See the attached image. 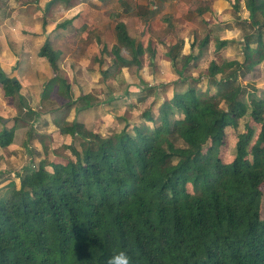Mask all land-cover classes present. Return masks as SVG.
<instances>
[{
    "label": "trees",
    "instance_id": "trees-1",
    "mask_svg": "<svg viewBox=\"0 0 264 264\" xmlns=\"http://www.w3.org/2000/svg\"><path fill=\"white\" fill-rule=\"evenodd\" d=\"M245 6L254 30L244 38V58L212 60L204 91L183 73L197 59L194 45L180 58L177 42L165 54L178 75L170 98L147 84L109 97L111 125L121 127L113 133L88 130L76 118L61 120L60 133L70 137L64 154L31 163L16 174L18 186L0 189V264H107L119 250L132 264H264V99L252 82L238 80L264 60V0H245ZM114 34L116 42L101 50L112 57L105 77L118 66L138 68L144 53L124 22L115 24ZM207 44L206 36L200 51ZM225 45L217 41L215 49ZM39 56L57 72L59 53L49 41ZM56 78L67 92L66 112L76 116L96 105L88 94L73 100L65 79ZM0 85L6 97L19 95L20 84L1 68ZM150 96L147 109L129 122L136 103ZM1 118L4 148L25 118L19 113L11 127ZM242 118L248 123L236 135L234 158L223 163L225 129H236Z\"/></svg>",
    "mask_w": 264,
    "mask_h": 264
},
{
    "label": "rangeland",
    "instance_id": "rangeland-1",
    "mask_svg": "<svg viewBox=\"0 0 264 264\" xmlns=\"http://www.w3.org/2000/svg\"><path fill=\"white\" fill-rule=\"evenodd\" d=\"M127 1L134 8L133 14H136L137 16L145 11L146 7L142 8V6H147L148 2V0H142V2L141 0ZM149 1L157 3L159 7H163V13H172L173 10H175L173 15H171L174 17L178 16L179 20L175 22V25L173 24L174 27L171 32L167 31L170 29V21L168 23L163 20H159V16L148 15L149 19L143 20L144 22L137 18V16L135 17L132 15L130 18L124 17V14L120 13L121 6L117 0H99L98 2L94 0V3L85 2V0L83 1L85 6L91 7L92 9V14L90 15V19L88 21V30L91 28L93 30L88 31L89 39L95 40V38L98 37L101 42L100 44L111 46L114 42H116L114 34L115 24L117 22H125L129 36L133 38L136 43H140L145 49L143 53L144 55L139 58L140 66L138 68H122L118 66L110 73L109 76L105 77L102 73L111 65L112 57L109 56V54H105L102 56L99 55V58H97L93 52H91V55H88L87 52H85L83 55L85 57L81 58V64L72 68V73L68 71L67 76L71 79L70 90L73 100L79 96L88 94L93 103L96 104L95 106H91L89 110L83 111L80 114V119H78V121L88 130L99 132L101 134H108L115 131L117 132L121 128L117 124L111 125L115 122V115L112 110L114 105H106L105 102L109 97L116 98L117 96H121L127 89L133 92H139L140 89L147 84L152 87L155 92L163 93L162 95L165 98H170L173 92V83L177 80L178 75L175 73L174 68L171 65V60L165 55V53L168 49H170L172 44H175L176 42H183L186 47L191 45L192 39H195V44H197V42L201 41L204 37H209V45L206 50V56L209 57L200 65H188L183 72L185 77H192L193 79L198 80L199 89L201 91L205 90L204 76L207 73L206 69L211 57L212 59H215L218 64H222L224 62L228 63L231 61L227 60L233 59H239L242 61L243 43L241 40L244 34L246 35V33L251 30L249 26H247V23H244L245 21L248 22L246 19L247 12L245 10L244 0H239L236 3V6L233 4L231 10L226 11L225 16H227L223 19L226 21L223 22H227V25L221 26L220 22L215 18L212 19L211 14L208 13L207 10L209 9V6L207 0H172V3H169V0H167V2H164L165 0ZM18 3L19 2H17V4ZM137 5H140V7ZM9 8L10 0H0V13H8L7 9ZM63 16V14L57 12L52 20H58L59 18H63ZM239 18H242V20H239ZM140 23L144 24L141 26ZM226 36H231V38L233 37L231 40L232 43L229 44L228 49H224L225 53L223 52L224 50H222L220 54H213V46L216 43V40H221L226 38ZM77 38H79V36ZM262 41L264 43V36ZM99 46L101 47V45ZM148 49L154 52V60L159 57L158 64L155 61L153 64L149 62L150 52H148ZM184 50L187 51L186 49ZM124 55L127 56L125 53ZM180 66L181 62L178 63L177 68H180ZM220 76L221 75L218 74L217 78ZM251 79L254 80V86H260L258 83H264V62L260 65L259 69H256V71L246 75L244 78L239 77L238 80L244 85L245 81H251ZM141 81L144 84L141 83ZM186 88L187 86L185 85L179 86L178 90L183 91ZM51 99L53 98L46 100L42 109L38 110L41 112H46V110H55L59 104V99ZM142 100L143 101H138L136 103L135 112L128 115L129 122L137 120L139 112L147 109L152 102V97H146ZM46 102L48 104H46ZM63 102H66V99L63 98ZM67 113L68 114H66V116L69 115V121L74 118L77 120L78 115L75 116L73 110H70ZM49 121L50 118L48 115L44 114V116H41L39 121L35 123L38 128L36 129L37 132L47 136V133L54 129ZM45 122H48V125H46ZM247 123L248 120L242 118L238 121L236 129H225L224 142L219 149V157L223 163H229L234 158L236 135L245 131L244 127ZM254 127L256 131L259 130V126ZM27 138L28 137H25V141H16L15 145L12 146L11 150L13 152L9 154H12L10 160L14 167L7 164V168L5 169V173L7 172V174L3 175L4 180L9 179L10 183L2 188L12 185L13 183L11 180L18 183V179L13 177V174H20L24 166L32 163L30 162L29 157L31 156L30 153H28L29 151L34 154L35 152L38 153L37 150H40L38 144H36L35 147L30 144L32 148V150H30L27 147V143L29 141V139L26 140ZM44 141L46 142V140ZM63 146L61 144L59 147L60 149L57 151L60 155L64 154ZM75 146L78 147V144L75 143ZM6 147H9V145ZM205 148L206 147H204V150ZM50 151L52 152L53 150L50 149ZM52 157L53 156L51 155L49 159H52ZM3 161L1 162L2 164L5 163V160ZM261 190L264 192V184L261 186Z\"/></svg>",
    "mask_w": 264,
    "mask_h": 264
},
{
    "label": "crops",
    "instance_id": "crops-1",
    "mask_svg": "<svg viewBox=\"0 0 264 264\" xmlns=\"http://www.w3.org/2000/svg\"><path fill=\"white\" fill-rule=\"evenodd\" d=\"M83 1L84 0H10V8L7 9L8 13H0V68L7 77L14 78L20 84L19 95L17 97H6L4 95L2 86L0 85V116L2 117L1 123H4L8 127L14 126L15 124H17L15 123V118L19 115V113L20 117L25 118V123H20V126H18L15 130L12 143L9 145V147H0V172H5L7 164L14 167L13 163L10 160L12 154H9L13 152L11 150L12 146L15 145L16 141L18 142V140L25 141V137L29 138L30 134L31 138L27 143V147L32 150L30 144H32L33 147L38 144L40 149L37 150L38 153L35 152L33 154V152H28L31 156L29 157L30 162L35 164L42 160L45 156L49 158L52 155L53 160L55 158L53 152H57L60 149L59 147L61 144L63 146L64 144L67 145L70 142V137L61 134L58 127V124L61 122V120H66L67 122H71L72 120H68L70 119L69 115L66 116V114L68 113L64 110L66 102H63V98H67L66 89H63L60 80L56 78V74H59V76L65 79L66 83L70 86L71 79L67 76L68 71L72 73V68L77 67L81 64V58L85 57L83 56L85 52H87L88 55H91V52H93L94 55L99 58V55L101 56V50L103 47V45L100 44L101 42L98 37H96L95 40L88 38V31L93 30L92 28L88 30V21L90 19V15L92 14V9L91 7L85 6ZM95 1L98 2L99 0ZM171 1L172 0H169V3H172ZM207 1L209 6V9L207 11L211 14L212 19H217L220 22V26L227 25V22H223L226 20L223 19L227 16H225L226 11L231 10L232 5L234 4L233 0ZM17 2L19 3L17 4ZM85 2L94 3V0H85ZM117 2H119L121 6L120 13H123L124 17L130 18L132 15L135 17L137 16L136 14H133L134 8L127 0H117ZM164 2H167V0H165ZM48 3H50V5ZM137 6L140 7V5ZM144 7H146L145 11L137 16V18L141 19L142 22H144L143 20L145 19H149L148 15L159 16V20H163L168 23L170 21L171 26L169 25L170 29L167 31L171 32L172 28L174 27L173 24L175 25V22L179 20L178 16H172L175 10H173L172 13H163V7H159V5H157V3L155 2L153 3L148 0L147 6H142V8ZM245 10L247 12L246 19L248 20V22L245 21L244 23H247V26H249L251 30H254L252 26L250 27L249 11L247 10L246 6ZM57 12L63 14V18L52 20ZM242 18H239V20H242ZM64 21L68 22L62 28H55L57 24ZM143 24L144 23H140L141 26ZM251 30L247 32L246 35L248 33H251ZM246 35L244 34L241 40V42L243 43L242 60L245 53L244 38L246 37ZM78 36L79 38H77ZM232 39L233 37L231 38V36H226V38H223L221 40L217 39L216 43L217 41L225 40L226 45L223 48L217 50L215 49V43L213 46V54H220L222 50H227L229 44L232 43ZM209 40L210 39L208 37V42ZM46 41H49L52 45V48L59 53L57 72L52 70L47 59L39 56V51ZM199 42L195 44V39H192L191 41V45H194L192 52L195 56H197V59L190 63L192 66H195L197 64L200 65L209 57L206 56V50L209 44H207L206 47L202 51H200ZM180 43H182L179 56L181 58L182 56H187L191 53V45L186 46V48L183 42ZM175 44H172V46ZM99 45H101V47ZM172 46L170 47V49L172 48ZM254 47V45L251 46V48ZM170 49H168L167 52ZM184 49H186L187 51H185ZM225 50L223 51L224 53ZM158 60L159 57L154 61L158 64ZM212 60L215 59H212L211 57L209 61L211 62ZM154 61L151 59L149 60V62H152V64L154 63ZM227 61L242 62L239 59ZM263 62L264 60L250 73H253L254 71H256V69H259L260 65ZM246 82H252L253 85H255L253 79H251V81H245V83ZM258 85L260 86L255 87L258 89L260 97L264 99V83H258ZM128 91L133 92L129 89ZM50 98L56 100L59 99L57 108L52 111H39L38 109H42L45 101ZM46 104L48 103L46 102ZM31 112L39 115V117L34 119L27 116ZM81 113L82 112L78 114L77 121L78 119H80ZM44 114L49 116V122L54 127L53 130L47 133V136L38 133L36 130L38 129L37 124H35L37 123V121H39V118L41 116H44ZM45 124L48 125V122H45ZM28 138L26 140H28ZM44 140H46V142ZM50 149H52L53 151L51 152ZM3 160H5L4 164L1 163ZM27 166H24L23 170ZM5 174H7V172ZM15 176L16 175L13 174V177ZM4 181L0 182V189H3L2 187L10 183L9 179ZM11 181L13 184L18 186L19 180L18 183L14 182L13 180Z\"/></svg>",
    "mask_w": 264,
    "mask_h": 264
},
{
    "label": "clouds",
    "instance_id": "clouds-1",
    "mask_svg": "<svg viewBox=\"0 0 264 264\" xmlns=\"http://www.w3.org/2000/svg\"><path fill=\"white\" fill-rule=\"evenodd\" d=\"M107 264H132V260L126 251L119 250L114 252L108 259Z\"/></svg>",
    "mask_w": 264,
    "mask_h": 264
}]
</instances>
